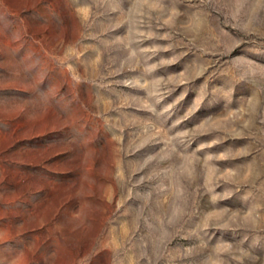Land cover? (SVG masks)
Here are the masks:
<instances>
[{"label":"rangeland","instance_id":"rangeland-1","mask_svg":"<svg viewBox=\"0 0 264 264\" xmlns=\"http://www.w3.org/2000/svg\"><path fill=\"white\" fill-rule=\"evenodd\" d=\"M0 264H264V0H0Z\"/></svg>","mask_w":264,"mask_h":264}]
</instances>
